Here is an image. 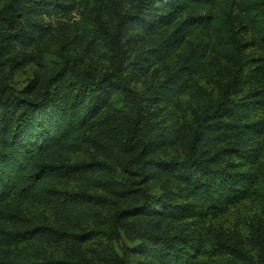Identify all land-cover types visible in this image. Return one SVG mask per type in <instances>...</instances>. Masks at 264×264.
I'll return each instance as SVG.
<instances>
[{"label":"trees","instance_id":"obj_1","mask_svg":"<svg viewBox=\"0 0 264 264\" xmlns=\"http://www.w3.org/2000/svg\"><path fill=\"white\" fill-rule=\"evenodd\" d=\"M232 2L238 28L227 19ZM75 3L0 0V264H77L49 248L75 235L70 251L81 257L93 232L67 226L86 228L111 201L61 192V180L129 199L107 235L132 244L122 253L112 246L111 264H255L201 227L253 190L264 196V55L248 50L264 41V0H126V11L102 0L108 16L92 19L86 47L110 69L36 60L31 81L13 87L15 72L36 58L27 49L43 15ZM133 39L141 52H130ZM158 65L167 77L139 89ZM208 76L219 94L200 98ZM88 148L92 160H77Z\"/></svg>","mask_w":264,"mask_h":264},{"label":"rangeland","instance_id":"obj_2","mask_svg":"<svg viewBox=\"0 0 264 264\" xmlns=\"http://www.w3.org/2000/svg\"><path fill=\"white\" fill-rule=\"evenodd\" d=\"M101 1L76 0L75 7L71 10L43 15L44 30L37 38L35 48L27 49L28 54H31L32 57L36 56V58L29 60L24 67L22 66L15 72L11 78V85L19 89L26 86L34 77L35 72L40 70L36 60L51 65L70 58L75 60L78 68H93L98 72L110 69L111 65L109 62L93 56L86 47L90 34L92 35L90 32L92 28H89L92 19L100 15L101 12L102 17L108 16V11L104 9ZM112 3L115 11H126L128 9L126 0H112ZM225 10L228 14L229 23L238 28V17L242 15L239 7L232 2L227 4ZM144 42L145 44L147 43L146 40ZM130 43L132 45L130 52H141L142 41L133 39ZM209 50L212 52L211 49ZM248 50L251 56L254 57L264 55V41L258 40ZM174 60L167 61L173 63ZM162 66L158 65L156 68L151 69L145 77L139 78L135 82L137 87L145 90L146 87L155 85L165 79L169 71L168 67ZM200 83L203 85L198 92L200 98L210 97L211 93L213 96L219 94L217 77H204ZM92 157L93 153L88 148L81 151L76 156V159L90 161ZM58 189L61 192L87 191L91 194L109 196L111 202L106 206L99 207L101 212L100 219L90 223L86 228H81L79 223H76L78 226H67L68 230L75 234L93 232L92 236L81 243L83 249L81 257L72 255L70 251L72 242H78V238L75 235H70L67 241L61 244L51 246L49 253L52 256L59 259L65 258L77 264H111L106 253L112 246L119 253H122V246H131L132 241L126 235H123L120 239L107 235L113 225L112 216L125 208L129 203V199L112 196L104 188L94 187L74 180H61L58 183ZM48 223L55 225L51 215ZM201 229L207 237L227 241L248 252L255 264H264V196L260 191L253 190L247 197L233 205H229L228 208L218 215L206 218L202 223Z\"/></svg>","mask_w":264,"mask_h":264}]
</instances>
